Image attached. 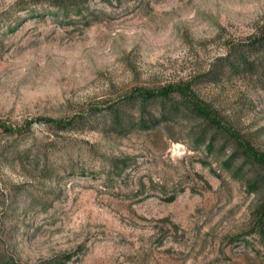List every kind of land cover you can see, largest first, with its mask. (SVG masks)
<instances>
[{
	"label": "rangeland",
	"instance_id": "1",
	"mask_svg": "<svg viewBox=\"0 0 264 264\" xmlns=\"http://www.w3.org/2000/svg\"><path fill=\"white\" fill-rule=\"evenodd\" d=\"M50 2L0 0V264H264L263 190L222 166L230 141L210 153L196 122L103 126L133 90L190 82L264 153V80L206 77L264 25V0H89L88 26Z\"/></svg>",
	"mask_w": 264,
	"mask_h": 264
},
{
	"label": "trees",
	"instance_id": "2",
	"mask_svg": "<svg viewBox=\"0 0 264 264\" xmlns=\"http://www.w3.org/2000/svg\"><path fill=\"white\" fill-rule=\"evenodd\" d=\"M88 2L89 0H51L50 5L55 16L72 15L85 21L88 26ZM221 76L264 80V25L244 41L227 47L224 54L213 61L206 77L216 81ZM133 108L135 115L130 113ZM80 118L81 122L84 121V117ZM180 121L198 124L195 133L189 134L198 143L205 144L210 153L220 150L224 154L226 142L230 141V158L224 160L222 166L229 169L232 176L243 181L248 191L263 190V196L253 211L250 229L264 250V153L258 151L251 141L242 136L216 109L202 101L195 94L190 82L168 85L156 90H133L125 95L117 106L108 108L103 126L112 133L122 135L135 128L149 130L160 124ZM36 122L61 130L73 126L72 121L37 119ZM28 127L30 124L25 128ZM3 130L7 133L16 132L5 126ZM219 136L222 137L221 147L216 148ZM236 160L240 161L238 165H235ZM130 164L128 158L112 161L111 174L121 176ZM61 262L57 259L43 264H62Z\"/></svg>",
	"mask_w": 264,
	"mask_h": 264
}]
</instances>
